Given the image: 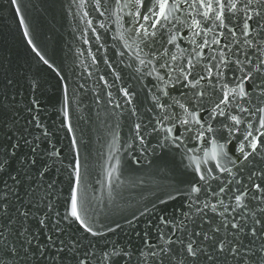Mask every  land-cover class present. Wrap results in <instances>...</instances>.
Wrapping results in <instances>:
<instances>
[{
    "label": "snow or ice",
    "instance_id": "snow-or-ice-1",
    "mask_svg": "<svg viewBox=\"0 0 264 264\" xmlns=\"http://www.w3.org/2000/svg\"><path fill=\"white\" fill-rule=\"evenodd\" d=\"M12 2L15 3L16 0ZM254 2L264 7V0H125L122 6L134 9L130 23L137 24L141 19L149 22L147 25L140 23L136 29L145 37H154L157 34L149 29L164 28L165 23L173 27L179 24L193 30L190 43L196 44L197 49H204L211 48L212 44L219 45L221 40L214 36L211 43L208 39H203L202 43L197 44L195 37H207L216 29H223L235 42L239 31L240 43L247 49H252L255 44L256 50L260 52L258 63H254L251 54H244L242 49L243 60L239 57L228 60L225 57L231 53V47L225 45L228 53L220 49L212 57L218 59L219 63L213 64L212 67L201 64L199 51H194L193 58L188 59L186 64L172 65L168 61L160 64V68L168 69L165 75L175 71L176 82L191 91V95L181 92L183 102L171 97V91H175L172 86H169L171 91L158 88L164 97H171V104L167 99L161 103L160 96L155 94L150 98L152 106L147 111L159 110L161 114L155 119L161 124L164 121L173 124V127L164 129L167 134L170 135L176 125L185 128V132L192 131L190 126L200 125L196 130L195 139L204 137L205 131L213 134V137L219 132V138L226 142L234 134L238 135L235 137L234 147L229 148L228 152L224 151L225 145L220 144L218 139L211 141L218 147L220 155L213 151L209 159L215 162L222 157L224 163L217 162L215 169H209L206 174L199 167L195 169L198 179L191 183L190 190L186 193L190 203L189 211L182 213L184 219L169 220L161 217V223L172 235L165 237L163 230H160L158 241H163V244L158 242L148 245V253L141 249L138 260L151 256L152 264H264V167L258 166L264 164V48L260 46L264 40V12L249 14V7ZM95 3L99 6L100 0H95ZM120 4L121 0H116V5ZM182 5L188 6L189 10L185 12V16L190 19V23L175 15L181 11ZM141 8L144 9L143 12ZM20 23L21 26L24 25L23 20ZM88 23L91 26V21ZM165 35L166 43L175 45L176 33L166 30L161 33L162 37ZM24 36H29L27 29ZM257 36L260 37L259 40L256 39ZM28 43L32 45L30 39ZM32 51L55 71L53 65L35 46ZM164 55H169L167 48L162 56ZM180 55H184L183 50ZM177 59L176 54H170L171 61L175 62ZM140 63L145 64V61L141 60ZM214 68L218 69L215 75ZM198 69H202L205 75H201ZM229 73L231 78L225 82ZM208 77H214L213 91L218 89L222 93L219 102L209 113L210 120L224 117V121H218L221 124L219 130L211 125L205 129L203 117L198 112V108H204L206 93L195 89ZM156 79L165 82L164 76L157 75ZM22 87L12 75L0 77V264H88L93 254L85 251L81 255L79 240L69 235L66 227L76 225L83 233L91 236L102 233L89 223L91 217L87 215V208L78 211L77 187L70 189V208H67L63 215L58 210V181L52 178L51 173L60 153L54 149H42L45 142L50 143L49 137L52 133L41 122L38 100L29 99L25 103L16 99L20 95L18 89ZM28 88L34 93L39 84L33 80L28 83ZM120 92L130 105L143 103L138 98L133 100L134 94L130 89L121 88ZM253 99L256 104L251 108L240 103H250ZM232 107H235L237 115L232 114ZM172 108H178L180 111H167ZM61 111L64 118L61 123L65 124L69 118L67 98ZM21 112L27 114L23 125L20 122ZM132 114L136 115L137 110L133 109ZM240 114L249 115L257 121L258 126L253 124L252 119L246 121ZM241 125H244L242 129ZM149 126H152L151 120ZM141 127V124L135 125L137 134L140 133ZM67 130L69 133L73 131L70 126ZM152 130L158 131L154 126ZM224 130L228 133L227 137L223 135ZM181 135L183 133L178 134L175 139L179 140ZM140 142L144 143L143 137ZM72 143L73 147H76L77 142L73 140ZM246 148H250L251 152L246 151ZM257 155L260 157L259 161L256 160ZM229 164L232 167H228ZM253 165L257 167L247 171L248 183L242 184L236 180L235 188L231 186V182L229 185L221 183L217 185L218 191L209 183L210 180H221L220 176L212 175L213 171L218 170L235 178V175L244 173L246 167ZM75 176L78 185V161L75 165ZM208 189H212L211 195L216 198V202L208 199ZM202 192L203 201L200 197ZM221 194L229 195L230 202L225 203L220 199ZM176 232H179V235H176ZM132 257L131 252L113 248L111 251H103L100 261L101 264H123L127 259L131 264Z\"/></svg>",
    "mask_w": 264,
    "mask_h": 264
}]
</instances>
